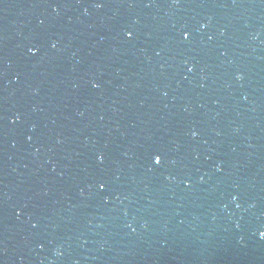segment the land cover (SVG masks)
Instances as JSON below:
<instances>
[{
  "label": "snow or ice",
  "instance_id": "6c2138e0",
  "mask_svg": "<svg viewBox=\"0 0 264 264\" xmlns=\"http://www.w3.org/2000/svg\"><path fill=\"white\" fill-rule=\"evenodd\" d=\"M129 35H131V33H129ZM189 35H190L189 33L185 32L183 34V38L187 39L189 37ZM163 159H164V157L161 154H155L154 157H153V162H154L155 165H160L163 162ZM105 187H106V185H104L103 183H101L99 185V188L101 190H103Z\"/></svg>",
  "mask_w": 264,
  "mask_h": 264
},
{
  "label": "clouds",
  "instance_id": "9594fccd",
  "mask_svg": "<svg viewBox=\"0 0 264 264\" xmlns=\"http://www.w3.org/2000/svg\"><path fill=\"white\" fill-rule=\"evenodd\" d=\"M262 236H264V233H261Z\"/></svg>",
  "mask_w": 264,
  "mask_h": 264
}]
</instances>
